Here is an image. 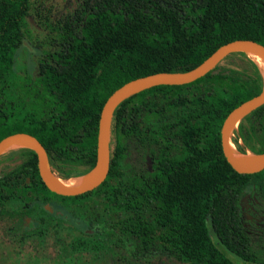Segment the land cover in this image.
Segmentation results:
<instances>
[{
    "label": "trees",
    "instance_id": "1",
    "mask_svg": "<svg viewBox=\"0 0 264 264\" xmlns=\"http://www.w3.org/2000/svg\"><path fill=\"white\" fill-rule=\"evenodd\" d=\"M68 3L0 0V141L35 135L63 178L74 176L70 165L85 167L76 175L93 169L102 108L123 84L189 71L236 39L264 45V0ZM30 24L43 38L32 36ZM25 40L40 50L33 73L16 69ZM238 53L253 67L249 79L218 64L191 83L157 85L120 103L110 170L91 191L50 190L33 149L0 171V244L33 264H73L121 250L137 259L238 264L231 253L264 264V245L255 244L243 211L250 192L264 201V170L236 171L222 147L229 113L264 87L245 52L222 62ZM246 119L261 128L264 104L242 119L241 130Z\"/></svg>",
    "mask_w": 264,
    "mask_h": 264
},
{
    "label": "water",
    "instance_id": "2",
    "mask_svg": "<svg viewBox=\"0 0 264 264\" xmlns=\"http://www.w3.org/2000/svg\"><path fill=\"white\" fill-rule=\"evenodd\" d=\"M253 52L264 60V45L252 39H236L220 46L208 58L195 68L185 72L154 73L133 79L116 89L106 100L100 116L97 143V160L93 169L84 175L89 179L81 186H67L55 178L49 164V157L42 142L34 135L25 132L14 133L0 141V157L6 149L16 141L23 140L30 144L38 156V166L43 181L48 188L62 195H78L91 191L100 186L108 176L111 162V125L114 112L125 99L143 90L157 85H183L191 83L213 70L222 60L234 52ZM249 57V56H248ZM250 58V57H249ZM251 59V58H250ZM256 63L253 59H251ZM257 64V63H256ZM258 65V64H257ZM260 70L261 67L258 65ZM264 76V73L262 71ZM264 104V87L254 97L244 101L234 108L225 119L222 127L223 152L231 166L240 173H257L264 170V152L256 154L254 158L238 161L233 151L232 133L239 126L242 119L253 110Z\"/></svg>",
    "mask_w": 264,
    "mask_h": 264
},
{
    "label": "rangeland",
    "instance_id": "3",
    "mask_svg": "<svg viewBox=\"0 0 264 264\" xmlns=\"http://www.w3.org/2000/svg\"><path fill=\"white\" fill-rule=\"evenodd\" d=\"M60 6L65 5L66 2L76 7L79 0H55ZM32 36H38L43 38L44 33L38 31L35 26L29 25ZM40 50L34 48L29 40H25L24 45L19 49L17 53L16 69L19 72L29 71L33 73L37 69V57ZM248 55V54H247ZM221 70H227L239 75L245 79H249L253 74V67L248 58L243 54H234L219 65ZM246 128L241 130L239 126L233 131L232 139L235 149L240 154L253 157L257 152L264 150V122L261 128H254L252 122L249 119L245 121ZM235 139L237 142H235ZM21 149L13 146L7 148L5 153L0 157V171H6L12 168L15 164L22 160ZM254 149V150H253ZM68 170L73 171L72 177L76 175V171L82 170L84 166H68ZM52 173L56 177L63 178L57 171L51 168ZM84 175V174H83ZM71 178V177H69ZM67 179V178H64ZM243 211L245 214L246 225L252 235L255 244L264 245V201L259 198L255 193H249L243 198ZM227 255L238 264H254L246 262L236 257L231 253ZM15 251L7 244H0V264H33L26 259H16ZM43 264H50L45 262ZM73 264H188L177 261L170 257H147L137 259L131 255L128 250H121L116 253L103 254L96 257L93 254L84 255L79 257Z\"/></svg>",
    "mask_w": 264,
    "mask_h": 264
},
{
    "label": "bare ground",
    "instance_id": "4",
    "mask_svg": "<svg viewBox=\"0 0 264 264\" xmlns=\"http://www.w3.org/2000/svg\"><path fill=\"white\" fill-rule=\"evenodd\" d=\"M247 54L251 59H253L261 67V69L264 73V60L260 56H258L257 54H255L253 52L247 51ZM13 146H16L18 148H30V144L26 141H23V140H19V141L14 142L13 144H11L9 146V148H11ZM233 151H234L235 158L238 161H246V160H249V159H252L255 157V156L247 157V156L240 154L239 152H237L234 145H233ZM89 177H90V175H81V176H77V177H71V178L64 179V178H60V177L55 176L57 181H59L60 183L67 185V186H72V187L83 185L89 179Z\"/></svg>",
    "mask_w": 264,
    "mask_h": 264
},
{
    "label": "flooded vegetation",
    "instance_id": "5",
    "mask_svg": "<svg viewBox=\"0 0 264 264\" xmlns=\"http://www.w3.org/2000/svg\"><path fill=\"white\" fill-rule=\"evenodd\" d=\"M25 133H27V132H25ZM33 135V134H32ZM35 136V135H34ZM38 138V137H37ZM30 149V148H29ZM29 149H21V150H19V152H21V156L24 158L28 153H30V151H29ZM23 158H22V160H23ZM21 160V161H22ZM20 161V162H21ZM19 162V163H20ZM18 164V163H17ZM17 164H15L12 168H10L9 170H6V171H10V170H12ZM15 182H17V183H21V180H20V178L18 179V178H16L15 180H14Z\"/></svg>",
    "mask_w": 264,
    "mask_h": 264
}]
</instances>
